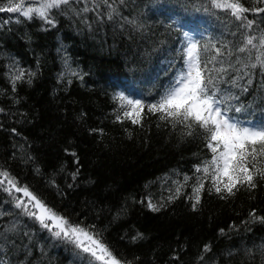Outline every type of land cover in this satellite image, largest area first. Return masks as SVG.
<instances>
[{
  "label": "trees",
  "instance_id": "obj_1",
  "mask_svg": "<svg viewBox=\"0 0 264 264\" xmlns=\"http://www.w3.org/2000/svg\"><path fill=\"white\" fill-rule=\"evenodd\" d=\"M108 3L112 8L103 0H70L52 10L54 24L0 13V170L98 233L125 264H264V220L250 215L264 218V179L257 175L255 188L238 186L234 195L217 194L196 172L212 157L202 130L188 135L147 108L141 124L116 120L119 95L145 105L159 99L182 69L192 35L203 60L217 48L223 53L214 66L227 72L217 87L231 108L242 109L229 115L264 119V69L256 60H264V12L245 13L254 21L248 29L247 20L210 0ZM242 3L264 8V0ZM248 36L257 37L256 48L246 46ZM198 179L205 187L193 210ZM149 200L160 210H150ZM89 259L17 209L0 187V264Z\"/></svg>",
  "mask_w": 264,
  "mask_h": 264
},
{
  "label": "snow or ice",
  "instance_id": "obj_2",
  "mask_svg": "<svg viewBox=\"0 0 264 264\" xmlns=\"http://www.w3.org/2000/svg\"><path fill=\"white\" fill-rule=\"evenodd\" d=\"M109 8L112 5L108 0H103ZM211 6L220 11L230 12L237 21H245V13L254 11L264 12V8L249 9L244 6L242 0H210ZM70 0H35V6L26 5L25 0H7V3L0 6V13H19L28 20L38 18L48 24H54L50 19L53 9H60L68 5ZM85 8L84 11H88ZM108 19H112L111 13ZM254 21L247 20L246 26L251 29ZM256 36L246 37V46L256 48ZM215 48V46H213ZM259 47L264 48V35L259 37ZM240 52L245 47L239 48ZM216 55L206 60L201 58L198 42H191L185 50L186 58L182 69L177 73L175 79L160 95L154 103L145 105L143 99H129L119 95L117 99L122 113L116 116L118 122L124 119L131 121L133 125L141 124L147 113L159 114V119L167 120L173 127L181 125L189 129L188 135L199 128L205 134L207 148L211 151L212 157L206 161L203 167L198 166L196 172H202L205 179L211 181L212 189L217 194L221 192L227 195H234V189L246 185L255 188L254 179L257 175L264 179V168L259 166L260 158H264V119L253 121L247 117L241 118L237 115H229L230 112L241 113L240 107L231 108L225 99V95L217 87V79H223L219 74L227 72V69L216 68L217 56L223 55L220 49H215ZM259 66L264 69V60L256 57ZM212 64L213 67H209ZM256 68L257 64L251 65ZM215 73L216 75H213ZM31 75V73L29 74ZM75 75V73H73ZM24 76L23 71L16 75L12 81L13 90L15 82ZM31 83V80L28 81ZM251 83V81H249ZM75 155V153H73ZM189 177L185 176L187 182ZM205 179H198L193 186L192 204L193 210L200 203L201 192L205 187ZM0 187L12 196L15 207L37 221L43 228L57 239L65 240L85 254L90 259L87 264H125L113 250L104 243L98 233H94L88 227L72 223L69 219L54 209L50 208L44 201L27 185H20L16 177L6 170H0ZM180 185L176 189V196H179ZM17 193L20 195H13ZM174 197H169L173 199ZM221 198H225L221 196ZM148 208L152 211H159L160 208L148 201ZM255 219V213H250ZM209 249L205 247V251Z\"/></svg>",
  "mask_w": 264,
  "mask_h": 264
},
{
  "label": "rangeland",
  "instance_id": "obj_3",
  "mask_svg": "<svg viewBox=\"0 0 264 264\" xmlns=\"http://www.w3.org/2000/svg\"><path fill=\"white\" fill-rule=\"evenodd\" d=\"M32 6H35V4H33ZM194 39H195V38H194L193 35L189 37V43H188V46H190V43H191V42H195ZM14 195H15V194H14ZM18 195H20V194H18Z\"/></svg>",
  "mask_w": 264,
  "mask_h": 264
}]
</instances>
